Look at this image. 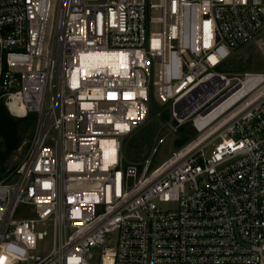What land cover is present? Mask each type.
Masks as SVG:
<instances>
[{
	"label": "built area",
	"instance_id": "built-area-1",
	"mask_svg": "<svg viewBox=\"0 0 264 264\" xmlns=\"http://www.w3.org/2000/svg\"><path fill=\"white\" fill-rule=\"evenodd\" d=\"M263 29L264 0H0V98L35 116L0 264H264V72L223 71ZM152 103L193 133L138 167Z\"/></svg>",
	"mask_w": 264,
	"mask_h": 264
},
{
	"label": "rangeland",
	"instance_id": "rangeland-1",
	"mask_svg": "<svg viewBox=\"0 0 264 264\" xmlns=\"http://www.w3.org/2000/svg\"><path fill=\"white\" fill-rule=\"evenodd\" d=\"M223 71L229 76L264 72V29L249 44L237 48L231 53L224 63ZM0 100L5 106V100L2 98ZM169 120V104L162 106L152 103L146 122L136 128L122 143L125 160L141 167L144 160L155 149L152 167L156 166L178 148L176 143L183 137V132L193 133L189 126H184V131L179 130L166 135ZM18 129L19 146L5 156V161L0 167V181L9 177L24 157L32 128H26L24 124H20ZM47 246L48 240H44L39 245L38 253L43 255Z\"/></svg>",
	"mask_w": 264,
	"mask_h": 264
},
{
	"label": "trees",
	"instance_id": "trees-1",
	"mask_svg": "<svg viewBox=\"0 0 264 264\" xmlns=\"http://www.w3.org/2000/svg\"><path fill=\"white\" fill-rule=\"evenodd\" d=\"M34 119L35 116L33 114H28L22 118L10 115L6 107L3 105V102L0 100V167L5 161V156L19 146V125L24 124L26 128H33ZM183 129L184 128L182 127L180 131ZM183 133V137L176 143L178 147L185 143L191 136L189 133Z\"/></svg>",
	"mask_w": 264,
	"mask_h": 264
},
{
	"label": "bare ground",
	"instance_id": "bare-ground-1",
	"mask_svg": "<svg viewBox=\"0 0 264 264\" xmlns=\"http://www.w3.org/2000/svg\"><path fill=\"white\" fill-rule=\"evenodd\" d=\"M100 58H101V57H98L97 59L100 60ZM102 60H104V59H102Z\"/></svg>",
	"mask_w": 264,
	"mask_h": 264
},
{
	"label": "snow or ice",
	"instance_id": "snow-or-ice-1",
	"mask_svg": "<svg viewBox=\"0 0 264 264\" xmlns=\"http://www.w3.org/2000/svg\"><path fill=\"white\" fill-rule=\"evenodd\" d=\"M206 27H207V25H206ZM0 259H2V258H0Z\"/></svg>",
	"mask_w": 264,
	"mask_h": 264
}]
</instances>
